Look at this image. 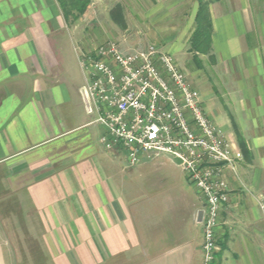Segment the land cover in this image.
<instances>
[{
  "label": "crops",
  "instance_id": "0c3cea01",
  "mask_svg": "<svg viewBox=\"0 0 264 264\" xmlns=\"http://www.w3.org/2000/svg\"><path fill=\"white\" fill-rule=\"evenodd\" d=\"M208 1L221 92L201 82L208 56L189 51L194 0L167 3L162 19L191 31L156 41L206 85L204 111L243 156L225 170L216 264H264V0ZM70 26L58 0H0V264H203V200L172 158L131 166L102 145L84 95L88 42Z\"/></svg>",
  "mask_w": 264,
  "mask_h": 264
},
{
  "label": "built area",
  "instance_id": "2783aa9c",
  "mask_svg": "<svg viewBox=\"0 0 264 264\" xmlns=\"http://www.w3.org/2000/svg\"><path fill=\"white\" fill-rule=\"evenodd\" d=\"M88 76L84 95L89 113L105 129L101 143L122 152L131 166L145 158L177 160L188 182L204 202L203 264H216L217 230L230 201L225 179L235 172L242 153L209 119L199 93L171 54L149 51L128 54L116 44L82 54ZM264 218V191L256 199Z\"/></svg>",
  "mask_w": 264,
  "mask_h": 264
},
{
  "label": "rangeland",
  "instance_id": "374dc122",
  "mask_svg": "<svg viewBox=\"0 0 264 264\" xmlns=\"http://www.w3.org/2000/svg\"><path fill=\"white\" fill-rule=\"evenodd\" d=\"M178 1L184 2V0H95V5L92 6L91 10H89L90 16L88 18L78 21H74L72 17L70 18L69 21L72 24V26H70L72 28L70 29H73L71 31L74 32L76 37H82L88 42L84 47L80 45L81 50H88V52H85V54H94L95 50H98L102 46H105L109 43L116 44L121 52L128 54L149 51L150 48H154L156 51L162 54L164 52L162 49L163 45L162 43L156 41L160 38L162 29L173 31L176 34H178V30L181 29H184L185 32H190L192 29L189 26L178 28L176 26H170L169 24H166V26L163 24V16L167 15L168 13L166 11V9H168L167 3L169 4L171 2L170 4H172L174 2L177 3ZM194 2L198 4L197 0H194ZM177 14H179V12H177ZM178 17L179 16H177L176 19ZM82 18L83 17H81V19ZM155 20H159L160 24L163 26H155L154 24H157L154 23ZM129 24L132 25L128 26ZM80 38H78V40ZM131 38H136L138 40L139 45L136 50H128L127 48L126 44H130L129 42ZM83 39L80 41L82 42ZM206 56H208V58H202V60L199 59L202 61V65L204 64L205 69V72L201 73L202 78H204L201 82L205 80L207 83H209L211 79L212 84L218 87V90L221 92L219 86H222V84L225 82L222 83V75L216 76V74H213L211 65L209 64V62H211L209 59L211 54ZM190 63L193 64V61ZM178 67L181 69L180 65H178ZM183 72L185 73L189 83L192 86L194 84V87L197 89L195 90L199 93V95L200 93L205 94L209 91L206 88V85L203 86L201 82H198L195 79L194 75L191 73V70H184ZM192 188L199 196L196 189L193 186Z\"/></svg>",
  "mask_w": 264,
  "mask_h": 264
},
{
  "label": "trees",
  "instance_id": "16d2710c",
  "mask_svg": "<svg viewBox=\"0 0 264 264\" xmlns=\"http://www.w3.org/2000/svg\"><path fill=\"white\" fill-rule=\"evenodd\" d=\"M199 9L196 15V30L190 39L189 51L196 55H210L213 50L214 27L208 0H197ZM67 20L78 21L92 4V0H58Z\"/></svg>",
  "mask_w": 264,
  "mask_h": 264
},
{
  "label": "water",
  "instance_id": "95a60500",
  "mask_svg": "<svg viewBox=\"0 0 264 264\" xmlns=\"http://www.w3.org/2000/svg\"><path fill=\"white\" fill-rule=\"evenodd\" d=\"M173 161L175 162V163H179L177 160H175V159H173ZM203 215H204V211L203 210H201L200 212H199V214H198V221L199 222H202V218H203Z\"/></svg>",
  "mask_w": 264,
  "mask_h": 264
}]
</instances>
